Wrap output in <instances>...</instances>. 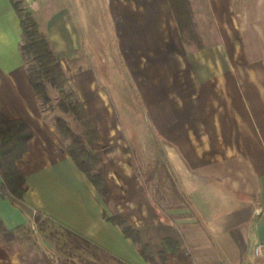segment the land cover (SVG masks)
<instances>
[{
    "label": "crops",
    "instance_id": "crops-1",
    "mask_svg": "<svg viewBox=\"0 0 264 264\" xmlns=\"http://www.w3.org/2000/svg\"><path fill=\"white\" fill-rule=\"evenodd\" d=\"M27 1L23 0L25 7L62 65L81 49L80 31L67 9L70 1H77L83 22L79 27L86 29L83 46L93 53L88 37L94 17L104 11L116 27V36L123 45L119 54L135 82H152L160 91L158 84L163 80L154 79L151 70L164 71L172 60L179 62L176 77L188 70L195 79L191 89L197 111L176 112L172 118L165 114L163 119L170 118L177 126L174 132L165 133L169 138L165 154L195 211L194 223L175 224L159 214L134 170H129L131 177L121 180L123 196L103 179L116 208L138 231L159 264L165 239L175 245L166 247L163 264H251V245L264 243V81L258 77L264 64L254 68L243 63L244 36L231 33V28L238 27L236 19L215 41L203 42L183 54L186 43L168 0H63L61 7L57 0ZM244 1L189 0V4L204 7L212 22L220 14L223 23L231 8L240 7ZM252 1L264 7V0ZM54 2V13L41 18L42 8H51ZM200 35L209 37L208 33ZM21 43L19 16L10 0H0V115L6 120H21L32 132L24 151L14 161L26 190L20 201L0 192V221L14 235L20 228H33L37 213L125 264H151L119 226L103 217L101 196L64 151L62 138L53 121L43 115L41 101L29 81ZM96 67L103 71L98 60ZM88 76L85 71L80 82H91ZM142 87L147 98L154 97L151 88ZM107 103L111 108L109 99H101L100 110L95 112L92 103L86 102L85 107L96 120ZM180 120L191 121L190 127L177 124ZM4 179L0 165V182ZM15 241L0 235V264H6L2 261L6 244Z\"/></svg>",
    "mask_w": 264,
    "mask_h": 264
},
{
    "label": "rangeland",
    "instance_id": "rangeland-1",
    "mask_svg": "<svg viewBox=\"0 0 264 264\" xmlns=\"http://www.w3.org/2000/svg\"><path fill=\"white\" fill-rule=\"evenodd\" d=\"M12 1L17 7H23L27 10L23 0ZM245 1L240 7L231 8L228 18L224 16L223 23L220 14L215 16L213 22L210 21V16L208 15L207 18L204 7H186L184 15L187 17L190 14L192 21L197 19V21H193L195 31L203 35L208 33L209 37L207 39L200 35L199 40L191 39L189 45L183 44V54L184 51L189 52L195 46L203 45V42L215 41L216 36H220L222 30L231 28L232 23L237 22L238 27H234L237 29L231 28V33L237 37L241 34L244 36L242 43L244 46L243 63L246 67L253 66L254 68L264 64V7L256 6L252 0L247 2V5ZM57 2L60 3L59 7H61L63 0H57ZM74 3L70 1L67 9L75 19V25L81 34L82 44L76 55L68 61H63V66L70 80V87L84 103H92L94 112L95 109L100 110L98 103L101 99L104 102L110 100L111 108L107 103L105 110L98 111V119L95 120L91 117L99 133L98 142L101 149L98 151L100 157L98 165L102 168V176L106 178V182H109L117 193L123 196L125 191L120 185L121 180L131 177L132 171L129 170H134L135 174L142 179L144 187L159 214L175 224L194 223L195 211L183 193L165 154V149L169 145V138L165 133L169 134L172 130L174 132V128L177 129V126L172 119H163V116L171 114L172 118L176 112L190 114L197 111L196 97L193 96L191 89V82H194L195 79L192 80L188 70L180 74L181 77H176L179 62L172 60L166 64L168 68L164 71L157 73L151 70L154 79L163 80L158 84L161 88L160 91L153 87L152 82H135L130 72L125 69L123 56L119 54L123 45L116 36V27L110 22L111 18L105 15L103 8V12L97 9L98 13L96 10L99 15L94 17V28L90 32L91 37H88V46L90 45L93 50L91 53L83 46V36L86 29L84 28L83 31L79 27L80 22L81 25L83 24L81 10L79 11L77 1ZM52 4V6L49 5L51 8H42L41 18L49 17L54 13L57 3ZM27 12L25 11L23 19L25 27L30 29L26 15L29 17L32 15L28 10ZM154 22L157 25V20ZM38 31L44 34L39 25ZM211 34L212 36H210ZM249 34H252L251 38ZM34 40L39 42L38 38ZM22 50L26 69L39 66L35 59L36 45L25 41ZM250 58L251 62L249 61ZM97 60L102 64V72L96 67ZM85 71L91 82H80ZM101 73L104 75L102 78ZM158 74L159 77H157ZM258 74V77L264 81V70H259ZM142 84L151 88L148 89L153 92V98H147ZM46 86L50 101L45 104L41 103L43 115L53 122L54 117L59 116L66 120L73 135L84 134L85 127L79 115L71 111L65 112L59 107L58 102L64 94L56 90L50 83H46ZM177 99L182 100L181 103ZM190 122L189 120H180L177 124L188 129ZM0 133L4 137L11 138L16 144L15 148L4 159L3 166L7 172L6 179L10 187L17 188L19 173L15 168L14 161L24 148L26 131L20 126H15L14 130H10L1 125ZM61 138L66 153L74 149L70 137ZM79 159L86 166H97L93 159L88 160L84 157H79ZM94 172V168L90 170V173ZM123 200H125L124 197ZM103 204L107 214L118 210L111 194L108 202L103 201ZM185 217H189V219H183ZM190 217L193 218L190 219ZM15 238V243L6 244V254L2 259L6 264H14L15 262L39 264L45 263V259L50 264H125L123 261L92 246L64 227L40 217L37 213H35L33 228L18 229L12 239Z\"/></svg>",
    "mask_w": 264,
    "mask_h": 264
},
{
    "label": "trees",
    "instance_id": "trees-1",
    "mask_svg": "<svg viewBox=\"0 0 264 264\" xmlns=\"http://www.w3.org/2000/svg\"><path fill=\"white\" fill-rule=\"evenodd\" d=\"M10 1L19 16L22 27L21 53L23 60H25L22 50L23 42L29 41L31 44L37 46L35 59L39 66L27 68L29 81L35 89L41 103L45 104L50 101L46 86V83H50L53 87H55L56 90L64 94L63 98H61L58 102L61 110L65 112L71 111L75 114H78L80 119L83 120L85 133L80 135H73L72 130L67 124L66 120L59 116L54 117L53 125L61 137H70L71 145L74 149L68 152L69 156L73 159L77 167L83 173H85L89 181L97 190L98 194L106 203L110 199V189L103 179L102 168L98 165L100 162L98 151L101 149V145L98 142V130L86 110L84 101L80 99L75 91L70 87L69 78L63 68L62 62L60 58L53 53L47 36L38 31V24L36 20L32 16L29 17L28 15L26 16L29 21L30 29H27L23 19V15L25 14V11L27 12V10H25L23 7H17L12 0ZM168 2L183 41L186 44H190L189 42L191 39L199 40L200 38L194 29L191 15L189 14L187 17L184 15L185 8L190 6L189 0H168ZM35 38H38V43L35 42ZM198 47H200V45H198ZM1 125L8 127L10 130H14L15 126H20L26 131L25 144L22 150L23 152L27 141L32 136L31 130H29V128L21 120H6L0 115V126ZM15 146L16 144L11 138L4 137L2 133H0V165L3 175L5 176L4 181L0 182V192L2 196L13 195L17 201H20L24 191L26 190L24 180L19 174V183L17 184V188L10 187L6 179L7 172L3 166L4 159L12 151V149L15 148ZM22 152L18 155V157H20ZM79 157H84L88 160L93 159L97 166H86L79 159ZM93 168L95 169V172L90 173V170ZM103 217L120 227L124 236L132 240V242L136 245L139 254L146 261H149L151 264H159L153 256L149 246L141 240L138 231L125 221L118 210H115L110 214H107L105 211H103ZM0 235L6 240L13 238V231L7 230L1 221ZM81 239L87 242L86 239ZM172 244L174 243L169 239H165L163 241V252L159 253L158 255L161 261L160 264H163L165 261L166 247H169ZM45 264H50V262L45 259Z\"/></svg>",
    "mask_w": 264,
    "mask_h": 264
},
{
    "label": "built area",
    "instance_id": "built-area-1",
    "mask_svg": "<svg viewBox=\"0 0 264 264\" xmlns=\"http://www.w3.org/2000/svg\"><path fill=\"white\" fill-rule=\"evenodd\" d=\"M264 243L256 242L251 245V264H264Z\"/></svg>",
    "mask_w": 264,
    "mask_h": 264
}]
</instances>
